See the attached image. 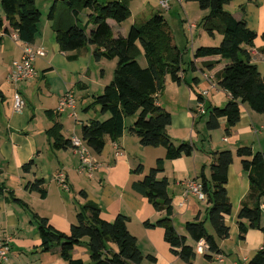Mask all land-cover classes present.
Instances as JSON below:
<instances>
[{"label": "crops", "instance_id": "1", "mask_svg": "<svg viewBox=\"0 0 264 264\" xmlns=\"http://www.w3.org/2000/svg\"><path fill=\"white\" fill-rule=\"evenodd\" d=\"M172 2H170L169 10L173 8ZM184 2L176 3L181 7ZM229 7L230 11L228 10V12L234 14L239 20L244 19L248 28L257 33L255 47L251 53L254 63L258 66L261 75L264 76V0H233ZM182 8L184 10V7ZM193 10L196 14L194 21L188 19V21H181L186 23V26L188 25L190 32L189 51L188 49L185 51L187 47L181 43L180 39L178 41L168 21L173 33L174 45L183 51L180 74L183 81L179 85L168 76L165 90L158 96L157 101L159 106L172 115V125L170 126L172 130L169 135L176 145L182 142H191L197 148V146H202L200 143L202 138L206 140L204 145L209 141L207 148L203 145L201 150L196 149L191 157L166 161L165 171L159 176L160 179L168 178L169 180L168 191L174 207L173 224L178 233L185 236H187L186 223L194 221L197 217L201 220L207 218V210L210 206L208 200L203 201L197 196L187 193L186 184L192 180H199L203 171L206 178L210 179L211 154L226 150L236 153L241 147H250L254 152L264 153V115L253 111L248 105L241 107L240 122L232 129L230 135L225 133L226 119L220 121V128L215 131L207 130V117L201 123L203 114L200 113V109L202 106L205 110L209 106L224 107L231 100V96L219 87L217 80V74L225 68L228 62L219 56L199 59L194 57L197 48L217 46L223 38L221 35L211 38L204 27L203 30H200L201 20L208 12L195 10V8ZM187 22L189 23L187 24ZM108 23L115 36H126L134 25L128 29L123 26L124 23L119 25L113 20H108ZM93 27H90V30ZM6 28H9L7 23ZM9 30L10 33L4 36L0 45V100L4 104H8L5 108V116L9 120L7 126L0 122V130L2 133L5 127L10 138L7 141L6 138L3 139L0 136V186H3L6 191L0 197V236L10 238L11 247L9 261L5 264H22V257L30 253L38 257L36 263L31 262L30 264H68L60 257L58 249L51 252L41 251V237L37 224L32 222L33 219L31 220L32 213H29V209L14 203L9 197L10 192H14L16 198L21 199L29 207L34 206V209L31 208L34 212L42 218H47L53 227L64 233H69L71 226L76 223L81 207L88 201L93 202L100 207L102 219L108 222L114 221L119 215H124L129 219L128 229L137 238L142 254L147 260L150 256L156 259L155 262L143 261L142 264H186L172 253L170 245L165 240L163 228H146L144 226L146 222L156 223L163 219L165 213L157 212L147 198L132 189V184L142 180L145 176V173L134 175L132 171L139 165H143L146 172L155 167L159 159L166 157L167 152L164 148L143 147L139 138L128 133L127 130L118 142H112L109 137H106V147L103 153L101 155L93 154L94 160L100 164V168L93 178H89L92 182L86 185L80 180V177L85 173L79 172L80 157L74 149L59 151L52 148L46 131L53 126V121L49 119L48 123L42 124L37 131L31 133L28 118H34L35 115L26 107L21 112L14 109L13 97L15 93H20L23 96L27 106L25 95L30 81H40L44 77L49 79L61 77L67 81L65 82L67 85L65 91L59 92L58 89L47 85L50 89L49 93L56 99V104H54L55 107L46 110V115L48 111L54 112V115L57 114L55 119L59 118V122L64 125L62 134L65 138L82 140L81 129L78 132L76 126L73 133H69L64 129L69 121L62 122L60 120L65 114L68 117H74L73 113L76 112L77 106L74 112L66 110L64 113L58 114L60 100L66 93L74 91L72 87L74 85L83 90H89L92 85H96L98 86L96 92L102 94L113 79L117 61L105 59L99 62L95 61L92 54L93 48L89 46L71 53H63L56 42L55 33L49 36L45 32L46 29H44L45 33H39L33 44L20 41L14 37L17 33L11 28ZM187 43H189L188 38ZM28 45L33 49L44 50L47 55L43 58H36L34 66L37 76L34 79L25 81L27 84L23 86H19V83L12 84L9 81V69L13 62L21 60L24 48ZM47 49L52 51L50 55H48ZM37 59H41L44 64L39 65ZM211 62L217 64L214 67L207 66V63ZM107 66L112 70L111 77L108 75ZM40 73H43L42 77ZM203 92H207V95L203 96ZM88 96L86 94L82 97L83 102L87 100ZM200 96L203 102L200 101ZM89 114H86L87 118H89ZM101 117L104 118V115ZM91 119L89 118V120ZM135 120L136 117L129 126L126 124V128L131 127ZM33 121L37 125V118ZM79 122H82L81 128L83 124H86L84 121ZM19 130L29 131V136L30 134L31 136L40 134L44 138L39 143L34 138H27L29 140L19 138ZM236 157L229 169L226 186L232 204V213L226 217V222L230 227V238L219 242L221 253L214 256L212 260L205 257L207 253L205 252L197 254L193 264H247L264 245V232L257 229L249 230L245 240L240 239L237 216L242 202L249 193L250 182L248 174L242 168L240 158L236 160ZM33 159L36 161V166L32 173H24L23 165ZM145 164L148 166L146 167ZM59 173L66 176L68 189L62 188L57 181L56 176ZM36 178H43L46 182L48 191L46 199H42L36 193H30L25 188L28 182ZM81 191L86 192L87 199L80 195ZM39 201H41L40 205H36ZM27 221L35 229V231H31L29 237L27 232L30 226L26 224ZM188 244L196 247L189 237ZM73 258L89 262L90 254L87 247H76L73 251ZM219 258L222 261H219Z\"/></svg>", "mask_w": 264, "mask_h": 264}, {"label": "trees", "instance_id": "2", "mask_svg": "<svg viewBox=\"0 0 264 264\" xmlns=\"http://www.w3.org/2000/svg\"><path fill=\"white\" fill-rule=\"evenodd\" d=\"M194 2L208 14L201 24L207 34L214 38L222 36L217 46H202L196 49L194 57L207 58L219 56L228 62L217 74L219 87L231 96L224 107L206 108V128L215 131L220 128L221 120L226 119V135L240 122L241 107L248 105L253 111L264 115V76L254 63L251 50L255 47L257 33L248 28L244 19H237L225 10L233 0H185ZM37 0H0L3 15L0 16V45L11 28L18 39L26 44H33L40 33L42 13ZM82 9L91 11L88 22L80 24ZM244 11V8H242ZM131 16L127 0H114L101 3L99 0H55L49 11L48 19L56 42L63 53H71L85 47L93 48L95 61L116 60L117 65L111 82L102 94L93 97L87 108L99 107L101 114L109 116L105 120L91 119L81 128L82 141L94 155H101L106 147V137L118 142L127 130L136 135L143 147L166 150V157L159 159L156 166L146 172L143 165L132 171L134 175L145 173L142 180L132 184V189L153 205L157 212H164L165 217L156 223L146 222V228L161 227L165 230V240L171 251L186 264H193L197 253L196 247L188 244V237L197 245L205 241L206 258L212 260L221 253L219 242L230 238V227L226 217L232 213L227 184L231 165L237 156L243 170L248 174L250 189L242 202L237 216L240 239L245 240L249 230L264 232L261 220L264 216V153L254 152L250 147H241L236 153L216 151L211 154V176L208 180L204 171L199 176L203 192L209 203L206 221L197 217L185 224L187 236L178 233L173 224L174 207L169 194L168 178H159L165 171L166 161L191 157L196 152V145L182 142L176 145L168 133L172 125V115L158 105V96L165 90L169 76L176 84H181L183 51L174 45L173 33L162 13H156L150 19L134 24L126 36H115L108 20L121 25ZM6 23L9 28H6ZM93 28L90 30V25ZM143 53V54H142ZM144 56L147 62L142 66L139 58ZM217 63H207L214 67ZM200 101L203 102L200 96ZM52 111L47 112L53 126L46 134L54 150L73 148V139L62 134L63 125ZM136 117L134 124L126 128V119ZM36 166L35 159L24 164L22 171L30 174ZM26 190L46 199L48 191L43 178H36L26 184ZM6 193L0 186V197ZM80 195L87 199L85 191ZM14 203L29 209L35 220L41 237V251L59 250L60 257L68 264H142L146 257L138 247L137 238L128 229L129 219L119 215L112 222L101 217V209L88 201L81 207L77 221L69 233L53 227L47 218L33 213L28 204L9 193ZM209 221L214 234L208 232ZM86 246L90 261L73 258L76 247ZM154 257L149 261L155 262ZM5 264V263H3ZM247 264H264V245Z\"/></svg>", "mask_w": 264, "mask_h": 264}, {"label": "rangeland", "instance_id": "3", "mask_svg": "<svg viewBox=\"0 0 264 264\" xmlns=\"http://www.w3.org/2000/svg\"><path fill=\"white\" fill-rule=\"evenodd\" d=\"M109 0H99V2L101 3H106ZM128 4L131 8V16L128 20H126L123 24V26H125L126 28H130L133 24H140L148 19H150L153 15H155L156 13H162L167 21H169L171 29L174 31L176 38L181 40V43L187 47L185 48L188 49V51L190 50V46H191V41H190V32L188 31V25L186 26V23H182V20H186V21H194V16L195 11L193 10L195 8V10H201L202 12H208L207 10H202L199 5L197 3L194 2H184L183 6L180 7L179 4H177L176 2H172L173 8L172 10H168L165 11L161 8V0H127ZM55 2V0H37L36 4L38 9H40L41 13H42V19L40 22V32L45 33L47 32V34L50 36V34H53L54 31L52 29V22L48 19V15H49V11L51 9V6L53 5V3ZM193 6V7H192ZM184 7V10L183 8ZM229 6L225 7L226 11H230ZM90 11L87 9H82L79 15V19H80V24L81 25H85L88 20H89V14ZM0 14L3 15V9L1 7L0 4ZM208 14V13H207ZM205 17V16H204ZM188 19V20H187ZM202 21V20H201ZM189 22H187L188 24ZM90 27H93V24L90 25ZM44 29L45 32H44ZM200 30H203V25L200 26ZM41 36V35H40ZM187 38L189 40V43H187ZM186 43V44H185ZM48 55H50L52 53L51 50H48ZM143 54V53H142ZM39 61H37V63H39V65H43L44 63H42L41 59H37ZM139 60L141 61L142 66H146L147 62L144 56H141L139 58ZM109 62V61H108ZM106 69L108 70V75L109 77L112 76V70L107 66ZM40 76H43V73H40ZM39 82V83H38ZM66 80L62 79L61 77H59V79H49V78H42L40 79V81L34 80V81H30L29 82V88L26 91V99H27V110L29 109V111L32 112L33 115H35L34 118L29 117L28 121L30 123V129H31V133H33V131H37L39 126H42V124L44 123H48L49 119L46 115V110L49 109L50 107L53 108L55 107L54 104H56V99L54 97L51 96V93H49V87L48 86H52V88H56L59 90V92L61 91H65L67 85ZM27 83L25 82H20L19 86H23ZM48 85V86H47ZM41 86V88H40ZM55 86V87H54ZM73 87V92L77 101V119H75V117H68L66 114L60 119L62 122H64L65 120H68L69 123H67V125L65 126V131H69V133H71L77 126L78 132L81 129V123L79 121H84V123H88L89 118L92 119H100V120H105L107 119L109 116H105L104 118L101 117L103 116L100 113V109L99 107L96 108H92L90 110L85 111L93 102V96L94 95H100L97 90L98 86L96 85H92L91 88L88 90H83L80 89L78 87H76L75 85L72 86ZM98 93V94H96ZM88 94V98L86 101L83 102L82 97L84 95ZM10 106H12L11 102ZM8 104H4L1 100H0V122L3 123L5 126L8 125L9 120L8 118H6L5 113L6 110L5 108H7ZM89 114V118L86 117V114ZM35 118H37V125H35V121H33ZM59 119V118H58ZM206 116L201 118V123L203 121H205ZM51 120V119H50ZM134 117H130L126 119V124L129 126L131 123H133ZM26 122V121H25ZM79 124H78V123ZM77 124V125H76ZM64 127V125H63ZM0 129H1V125H0ZM171 127L168 129V133L170 132ZM47 132V131H46ZM73 133V132H72ZM18 134H20L18 137L19 138H26V140H29L27 138H34L38 143L44 138L42 137V135L40 134H35L33 136H29V131H18ZM79 134V133H78ZM47 135V134H46ZM0 136L7 139V141L10 140L9 138V133L7 131V129L4 127L3 131L1 133L0 130ZM206 140H204L203 138L201 139V145L203 146ZM209 145V141H207V143L204 145L205 148H207V146ZM202 146H197V149L199 148V150H201ZM236 160H239V158L236 157ZM146 166V164H145ZM148 166V164H147ZM146 166V167H147ZM84 174V173H82ZM81 182L83 184L89 185V183L92 182L91 179H89V176L87 174L82 175V177H80ZM208 179V178H207ZM209 180V179H208ZM94 181V180H93ZM39 201L36 205H40ZM33 207V208H32ZM30 206V208L34 209V206ZM31 211L33 213L34 210ZM31 214V212H29ZM28 214V212H27ZM33 219V216L31 217V220ZM203 221H206V218L203 219ZM32 222H34V224H36L35 220L33 219ZM26 224H29V228H28V232L27 235L28 237L31 236V231H35L34 228H32V225L27 221ZM261 227L264 228V216L262 217L261 220ZM206 228L208 230L209 233H213V229L209 223V221L206 223ZM262 232V231H261ZM207 252V250H206ZM38 259V257L35 254L31 253L27 256H23L21 259V263L22 264H30L32 263H36V260ZM15 260H17L15 258ZM144 262H150L149 260L145 259ZM151 263V262H150Z\"/></svg>", "mask_w": 264, "mask_h": 264}, {"label": "built area", "instance_id": "4", "mask_svg": "<svg viewBox=\"0 0 264 264\" xmlns=\"http://www.w3.org/2000/svg\"><path fill=\"white\" fill-rule=\"evenodd\" d=\"M176 1L179 4H182L185 0H163L161 1V8L165 11L170 9V2ZM14 37L18 38V35L15 34ZM47 54L42 49H33L30 45L24 48V53L20 61H15L12 63L9 69V81L12 84H18L20 82L30 81L37 76V72L34 66L36 58H43ZM203 96L207 95V92L202 93ZM14 109L17 112H21L26 107V102L23 96L20 93H15L13 97ZM76 98L72 91L66 93L60 100L59 107L57 110L58 114L64 113L66 110H76ZM201 114H205L206 110L202 106L200 109ZM73 116L76 118V112L73 113ZM264 128V127H263ZM74 151L80 157V173H85L89 178H93L95 173L99 170L100 164L94 160V155L87 145L78 138H74L72 141ZM57 181L60 186L64 189H68V184L66 181V176L63 173H59L56 176ZM187 193L197 196L200 200H206V195L203 192V186L198 180H192L187 182ZM207 250L205 241H200L196 245V253L204 254ZM11 252L10 247V238L0 236V264L6 263L9 261V255ZM219 261H222L219 258Z\"/></svg>", "mask_w": 264, "mask_h": 264}]
</instances>
